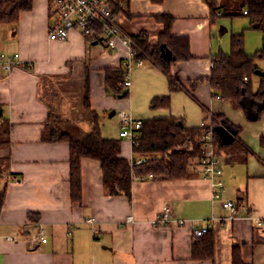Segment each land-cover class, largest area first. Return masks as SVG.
<instances>
[{"label":"crops","instance_id":"0c3cea01","mask_svg":"<svg viewBox=\"0 0 264 264\" xmlns=\"http://www.w3.org/2000/svg\"><path fill=\"white\" fill-rule=\"evenodd\" d=\"M116 1L122 10L115 17L121 32L129 37L145 33L150 45L157 43L163 30L154 17H172L171 35L187 39L191 55L170 66V74L184 89L170 94L168 108L151 106L154 97L168 93V82L149 60L134 65L120 42L109 50L103 43L88 44L76 31L64 41H50L47 0H33L31 10L19 14L15 27L0 24V54H18L10 70L3 69L0 60V137L7 130L6 146L0 148V156L7 158L0 176V189L5 187L0 264H231L233 247L239 249L245 264H264V108L254 118L259 105L248 97L243 100L244 111L238 102L215 96L207 81L190 87L194 80L209 76L217 55L229 54L231 35H245V28L235 31L232 26L243 16H221L212 22L206 0ZM224 20H229L230 26ZM244 23L248 25L247 18ZM244 39L247 55L262 50L263 56L256 58L254 65L264 72V47L249 52L247 35ZM161 54L167 60L173 57L164 47ZM107 68L128 72L131 85L124 88L126 96L115 97L105 90ZM261 78L251 79L252 92L264 85ZM86 86L89 104L99 117H116L115 133L104 136L103 125L102 136L119 139L120 156L129 161L133 160L132 145L118 136V112L126 108L138 120L151 119L142 116H150L156 109L168 110V117L183 120L189 127L198 126L211 111L238 128L239 146L219 157L220 198H212L210 181L200 174L196 161L190 162L184 180L133 179L129 198L110 196L102 184L99 162L83 158L81 201L73 202L69 144L46 143L40 138L49 109L54 125L72 138L81 139L91 131L89 118L74 111L75 105L85 111ZM137 100L142 109H136ZM177 100L191 102L196 110L177 112ZM192 119L195 121L189 123ZM227 158L229 161H224ZM225 200L239 202L247 212L239 208L231 214L221 205ZM166 208L170 221L153 225ZM128 216L132 222H126ZM89 218L95 219L93 226L87 223ZM177 220L184 224L178 225ZM38 226L45 243L34 236ZM204 226L214 237V257L196 261L191 258L192 233Z\"/></svg>","mask_w":264,"mask_h":264},{"label":"trees","instance_id":"16d2710c","mask_svg":"<svg viewBox=\"0 0 264 264\" xmlns=\"http://www.w3.org/2000/svg\"><path fill=\"white\" fill-rule=\"evenodd\" d=\"M112 10L116 15L122 11L116 0H109ZM152 3H162L163 0H150ZM210 9L211 21L224 17L243 16L248 19L249 28L262 31L264 29V0H241L239 7H233L235 0H206ZM33 0H0V24L16 26L19 14L32 8ZM243 11H247L243 14ZM154 20L163 26L158 36L157 43L150 45L145 33L131 36L132 59L149 60L160 68L168 82V93L156 96L151 100V106H170V94L184 89L178 80L170 74V66L174 61L187 60L191 57L188 42L185 38H176L171 35L172 17L161 15ZM161 47L172 53L170 60L161 54ZM230 51L228 55H217L207 78H198L191 82V89L203 81H207L215 96L238 105L246 111L243 101L250 98L254 101V118H258L264 108V85H260L256 92H252L251 79L258 77V68L254 65L256 58L262 57L263 52L258 51L253 55H247L244 51L243 34H234L230 37ZM124 72L118 69L107 68L104 70L105 90L115 97L126 96L123 81ZM244 77L247 78L244 81ZM264 82V77L261 78ZM87 83V80H86ZM83 107L91 124V131L81 139H74L69 133L56 127L52 120L53 113L49 109L48 122L41 133V141L46 143L66 142L69 144V184L70 198L73 202L81 201V159L88 158L98 161L102 171V184L110 196L123 195L130 197V185L133 179H143L152 174L165 180H184L189 175L188 166L191 161L198 162L203 153L201 135L203 128L198 126H186L183 120L167 118H151L142 121L138 131V140L132 144L133 161L144 158L145 161L131 165L126 158L120 156V140L105 138L101 134L100 117L89 104L87 96ZM213 118L210 124L213 128V138L216 156L221 153H229L239 146V129L232 126L221 115L212 112ZM205 118V117H204ZM251 118V117H249ZM7 130L2 131L0 148L6 146ZM228 162V158L224 160ZM7 158L0 156V176L2 175ZM5 199V187L0 189V211ZM240 207V203H237ZM214 257V237L211 232L194 238L191 248V258L196 261L210 260ZM231 264H245L237 247L232 248Z\"/></svg>","mask_w":264,"mask_h":264},{"label":"built area","instance_id":"2783aa9c","mask_svg":"<svg viewBox=\"0 0 264 264\" xmlns=\"http://www.w3.org/2000/svg\"><path fill=\"white\" fill-rule=\"evenodd\" d=\"M48 2V39L50 41H64L72 31H76L86 40L88 44L103 43L109 50H114L117 47V42L125 45L128 49L130 58H132V39L123 34L118 27L110 1L109 0H47ZM247 11H243L246 14ZM18 59V54L6 55L0 54L2 67L5 70H10L13 64ZM137 66L142 65L143 60H134ZM123 87L129 88L131 85L130 77L127 71H124ZM247 80L246 77L243 78ZM213 118L211 111H208L205 118L200 122L203 128L201 135L203 153L198 159L197 168L202 176L210 181L212 188V198L219 199L223 191L222 176V161L216 156L215 145L213 138V128L210 120ZM119 132L118 136L121 139L128 141L131 145L138 140V131L141 128L142 121L131 117L124 111L118 112ZM144 158H139L131 161L130 164H139L144 162ZM149 174L147 178H153ZM222 207L228 210L231 214H235L239 208L246 213L247 209L242 205L237 206V203L225 200L221 203ZM170 210L166 208L159 216L153 220V225L160 226L170 221ZM94 218L87 219V223L94 225ZM132 216L126 218V222H132ZM178 225H183V220H177ZM260 225V223H259ZM209 231L207 226L193 230V237L198 238ZM94 235L97 231L93 230ZM34 236L41 243H45L43 230L40 226L37 227ZM6 240H11V237H6Z\"/></svg>","mask_w":264,"mask_h":264},{"label":"rangeland","instance_id":"374dc122","mask_svg":"<svg viewBox=\"0 0 264 264\" xmlns=\"http://www.w3.org/2000/svg\"><path fill=\"white\" fill-rule=\"evenodd\" d=\"M227 1H230V0H227ZM240 3H241V0H235L234 4L232 6L233 7H239ZM225 18L226 19H230L229 17H225ZM245 19H246L245 17L237 18V21L235 20V21L232 22V26H233V29H235V31H237V29L239 31H242L241 28H245L244 38L247 35V45H248L247 49L249 50V52L254 53L255 52V47H260V49L262 47H264V30L263 31H259V30L250 29L249 25H246V23H244ZM238 20H241V21H238ZM224 22H226L227 25H229V26L231 24L229 20H224ZM227 35H228V33L224 35V38H227L226 37ZM244 43H245V39H244ZM132 64L135 65V62L132 61ZM252 78H256V77H252ZM137 103H138V100L136 101V105H137ZM148 105H147V107H148ZM135 106H133L134 109H135ZM149 107H151V106H149ZM174 107H175V110L177 112L183 111V109L184 110L185 109H190V112L194 113V111L196 110V106L194 104H192L191 102H189V104H186V101L183 102L181 100H177L176 103L174 104ZM136 109H142V107L140 108V106L138 104ZM74 111H79L78 114L80 113V116H82L84 114L83 116H85V118L88 119V115L85 113V111H83L82 109L80 110V108L78 106H76V105L74 106ZM81 112H83V113H81ZM124 112L129 114V115H131L130 113H128V108H126ZM167 112H168V110L166 111L164 109H158V110L156 109V111H154V113H151L150 116H142V117H146V118H148V117L149 118L150 117L151 118H165V117H168L167 114H166ZM131 117H133V116L131 115ZM115 118L116 117H114V119L111 120V118H108V115H105V114L104 115L102 114L100 116L101 128L103 127V125H104V127L106 126V129L103 130V133H106V134H104V136L107 135L108 137H110L111 135H113L115 133V128H116V126H114ZM194 121L195 120L192 119V120H190L189 123H193Z\"/></svg>","mask_w":264,"mask_h":264},{"label":"water","instance_id":"95a60500","mask_svg":"<svg viewBox=\"0 0 264 264\" xmlns=\"http://www.w3.org/2000/svg\"><path fill=\"white\" fill-rule=\"evenodd\" d=\"M164 57V56H163ZM165 59H167L166 57H164ZM256 75H259V76H261V77H264V72L263 71H260V70H257L256 71ZM120 97H123V95L122 96H120Z\"/></svg>","mask_w":264,"mask_h":264}]
</instances>
